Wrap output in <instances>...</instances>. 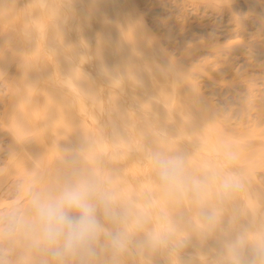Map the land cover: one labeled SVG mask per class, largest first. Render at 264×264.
I'll return each mask as SVG.
<instances>
[{
	"label": "bare ground",
	"instance_id": "obj_1",
	"mask_svg": "<svg viewBox=\"0 0 264 264\" xmlns=\"http://www.w3.org/2000/svg\"><path fill=\"white\" fill-rule=\"evenodd\" d=\"M159 7L175 8L173 20L157 17ZM255 52L264 55V0H0V202L16 190L26 207L29 187L56 192L94 174L148 214L146 231L173 230L168 249L138 248L139 232L118 257L102 240L91 264H221L222 242L241 228L264 241V64ZM221 83L254 99L255 122L231 123L208 91ZM157 150L184 156L194 175L248 178L219 206L214 230L190 200L161 191L149 160ZM0 248L8 264H54L27 241Z\"/></svg>",
	"mask_w": 264,
	"mask_h": 264
},
{
	"label": "clouds",
	"instance_id": "obj_2",
	"mask_svg": "<svg viewBox=\"0 0 264 264\" xmlns=\"http://www.w3.org/2000/svg\"><path fill=\"white\" fill-rule=\"evenodd\" d=\"M225 159L234 162L237 155L229 151ZM149 160L161 191L178 203L190 200L210 230L221 220L219 206L247 186L248 178L242 173L205 171L194 175L186 158L179 154L157 150L149 154ZM74 162L75 158L69 161ZM212 196L216 204L209 203ZM102 218L114 230L106 227ZM147 222L146 212L142 215L132 202L122 201L94 174H78L56 192L29 187L26 207L20 200L12 201L0 217V244L27 241L46 252L54 264H65L68 258L91 264L102 240L113 257L121 256L129 251L139 232H144V239L136 242L138 248L168 249L173 243V230L146 231ZM129 225L134 227L130 229ZM7 251L0 248L5 255ZM220 258L221 264H264V241L250 239L248 229L241 228L222 242ZM0 264L8 261L0 259Z\"/></svg>",
	"mask_w": 264,
	"mask_h": 264
},
{
	"label": "rangeland",
	"instance_id": "obj_3",
	"mask_svg": "<svg viewBox=\"0 0 264 264\" xmlns=\"http://www.w3.org/2000/svg\"><path fill=\"white\" fill-rule=\"evenodd\" d=\"M150 3H151V1H150ZM167 5L170 6V4H167ZM168 8H169V7H167L166 10H165V8H163L162 10H161L160 7L157 8V10H156V14H158V16H157V15H156V16L160 18V17L163 15L164 20L168 21L167 19H165V16L169 14L168 16H166V18H168L169 20H171V19H172V15H170V13H171V12H174V13H175V12H176V11H175L176 9H175V8H169V9H170V10H169ZM159 9H160L161 11H159ZM158 11H159V12H158ZM190 11H191V10H190ZM179 14H180V13H179ZM164 15H165V16H164ZM175 15H176V14H175ZM175 15H174V17H176V16L178 17V16H180L181 14H180V15H176V16H175ZM189 15H190V16H189L190 19H192V20H194L195 17H196V15H194L192 11L189 13ZM170 16H171V17H170ZM194 16H195V17H194ZM163 17H162V18H163ZM174 17H173V18H174ZM193 17H194V18H193ZM159 18H158V19H159ZM162 18H161V19H162ZM172 20H173V19H172ZM250 20H251V19H250ZM250 20H249V21H250ZM250 22H251V21H250ZM225 24H226V23H225ZM225 24H224V26H225ZM226 25H228V24H226ZM248 27H249V26H248ZM249 28H251V26H250ZM220 31H221V33H220L221 35L224 34L223 36H221V35L219 34L220 37H221V40H223V39L225 38V36H228V35H226L227 32L225 31V29H224V32H223V33H222V30H220ZM225 33H226V34H225ZM224 41H225V39H224ZM177 53H178V50H177V52H175V54H177ZM254 54H255V55H254ZM254 54L251 56V57H254V58H252L253 63L255 62V63L257 64V61H259V63H263V64H264V60H263V59H264V58H263L264 55H260V54H259V56H258V53H257V52H255ZM208 56H210V55H208ZM247 56H248V55H247ZM260 56H261V57H260ZM240 57H242V56H240ZM245 57H246V56H245ZM249 57H250V56H249ZM255 58H258V60L255 59ZM261 58H262V59H261ZM211 59H212V61H215V58H214V57H212ZM240 59H241V58H240ZM243 59H244V58L242 57V59H241L242 62H241V60H239V58H238L239 61H238L237 59H236V60H237V62L243 63ZM260 59H261V60H260ZM236 60H235V61H236ZM256 60H257V61H256ZM233 61H234V60H233ZM244 62H245V61H244ZM256 64H254V67H253V69H252V70L254 71V73H255L256 71H258V73H260L262 70H264V68H263V69L261 68L262 70L260 69V72H259V68L262 67V66H260V67L257 68ZM259 65H260V64H258V66H259ZM261 65H262V64H261ZM255 67H256V68H255ZM254 68H255V70H254ZM258 73H257V74H258ZM257 74H256V75H257ZM256 75H255V76H256ZM224 76H225V75H224ZM227 76H228V74H227ZM225 77H226V76H225ZM256 77H258V76H256ZM262 80H263V79H262ZM205 83H206V82H205ZM257 83H258L259 86L262 84V85H261V86H262L261 89L264 91V83L261 82V80H258ZM210 85H212V84H210ZM213 86H214V84H213ZM208 87H209V86H208ZM3 88H4V87H3ZM210 88L212 89V94H213V95L215 94V95H214L215 97H214V96H213V97H214L216 103H218V105L221 106V109L224 108V109H222V110H224L223 112L226 113L227 116H228V115H229V117L231 116L230 118L233 117L232 120H231V121H232L231 123H232L233 125H235V124L238 125L237 123H240V122H241V119H242L241 116H242V117H243V116H244V117L247 116V118H249L248 120H250V119H252V118H253L254 120H256L257 117H259V115H258V116L256 115V113H258V109H257L256 106L254 105V104H256V102H255V101H252L253 98L251 99V98L247 97V99H243V98L241 99V97H243V96L245 97V95H246V94L244 95V93H243L242 90H239V89L236 88V87H233V89L235 88V89L233 90L232 87H228L226 84H222V83H221V85L219 84L218 87H217V86H216V87H215V86H214V87H211V86H210L208 89H210ZM217 88H218V89H217ZM230 88L232 89L231 91H230ZM259 88H260V87H259ZM208 89H207V90H208ZM211 89L208 90V91L211 92ZM219 89H220V90H219ZM226 89H227V90H226ZM236 89H238V90H236ZM1 90H2V92H3L4 89H1V87H0V91H1ZM217 90H218V91H217ZM228 90H229L230 92H229ZM214 91H215V92L217 91L218 93H217V92L215 93ZM239 92H240V93L242 92L243 94H242V93L240 94ZM237 93H238V94H237ZM239 94H240V95H239ZM241 95H242V96H241ZM248 98H249V99H248ZM242 100H243V101H242ZM245 100H247V101L250 100V101L247 102V103L245 104V103H244V102H246ZM253 100H254V99H253ZM217 101H218V102H217ZM241 101H242V102H241ZM251 101H252V102H251ZM242 103H243V104H242ZM242 105H243V107H242ZM245 105H246V107H244ZM254 106H255V107H254ZM1 107H2V105L0 106V108H1ZM253 107H254V108H253ZM244 108H245V109H244ZM242 109H243V111H244L246 114H245L244 112H242ZM256 109H257V110H256ZM226 110H227V111H226ZM228 110H229L230 112H229ZM231 110H232V111H231ZM246 110H247V111H246ZM1 111H2V110L0 109V113H2ZM225 111H226V112H225ZM231 112H232V113H231ZM241 112H242V114H241ZM243 113H244V114H243ZM231 114H232V115H231ZM226 115H225V116H226ZM256 116H257V117H256ZM244 117H243V118H244ZM255 117H256V118H255ZM263 118H264V116H263ZM244 119L246 120V118H244ZM253 119H252V120H253ZM254 120H253V121H254ZM238 121H239V122H238ZM247 122H248V121H247ZM254 122H255V121H254ZM1 141H2V139L0 138V143L3 142L2 144H0V154H1V155H0V156H1L0 167H1L2 162H3V161H6V158H7V155H6V153H5V149L2 150V148H1V146H2V145L4 146V144H5V143H4V140H3L2 142H1ZM1 150H2V151H1ZM3 153H4V154H3ZM4 159H5V160H4ZM262 175H263V174H262ZM261 179H262V177H261ZM263 179H264V175H263ZM10 191H11V192H8V189H7V191L5 190V192H3V193L1 194V196L3 195V198H4V199L7 198V199H5V201H6L5 204L10 203V202L16 200V198H17V192H15L16 190H13V191L10 190ZM12 192H13V193H12ZM14 192H15V193H14ZM15 195H16V196H15ZM3 201H4V200H3ZM5 204H4V202H3V205H2V202H0V217H3V216L7 213V211H8V210L6 209V207L8 208V206H7L8 204H7L6 206H5ZM1 253H2V252H0V255H3V254H1Z\"/></svg>",
	"mask_w": 264,
	"mask_h": 264
}]
</instances>
